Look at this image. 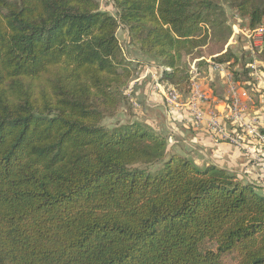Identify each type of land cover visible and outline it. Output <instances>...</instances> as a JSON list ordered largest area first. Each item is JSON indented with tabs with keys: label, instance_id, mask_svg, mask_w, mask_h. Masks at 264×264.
<instances>
[{
	"label": "trees",
	"instance_id": "16d2710c",
	"mask_svg": "<svg viewBox=\"0 0 264 264\" xmlns=\"http://www.w3.org/2000/svg\"><path fill=\"white\" fill-rule=\"evenodd\" d=\"M110 5L0 0V264H264L258 189L120 119L135 75L117 34L179 94L204 49L243 85L229 15L253 31L264 0Z\"/></svg>",
	"mask_w": 264,
	"mask_h": 264
},
{
	"label": "crops",
	"instance_id": "0c3cea01",
	"mask_svg": "<svg viewBox=\"0 0 264 264\" xmlns=\"http://www.w3.org/2000/svg\"><path fill=\"white\" fill-rule=\"evenodd\" d=\"M112 12L109 11L114 14L113 9ZM228 25L232 35L224 51L228 49L236 56L238 62L233 66L234 71L249 80L243 86L239 81L233 80L228 64H214L205 49L206 55L199 56L193 52L186 59L191 80L199 92L206 96V101L199 108L204 114L213 110L226 130L236 127L228 119L232 99L229 89L233 84L238 92L244 91L247 94V99L243 98L245 110L242 118L246 122L255 120L259 134L264 137V44L252 37L245 19L231 16ZM117 34L122 53L135 75L124 91L126 105L120 112L121 117L138 122L165 138L172 153L191 160L196 167L213 165L225 170L243 184L253 185L264 196V182L259 180L264 167V152H261L259 143L245 139L246 136L239 132L242 142L261 155L260 160L256 161L246 151L208 132L206 119L197 126L193 116L186 110L169 113L163 95L169 86L163 80V72L170 73V70L159 67L130 45L124 27L121 26ZM251 66L256 70L252 71Z\"/></svg>",
	"mask_w": 264,
	"mask_h": 264
},
{
	"label": "built area",
	"instance_id": "2783aa9c",
	"mask_svg": "<svg viewBox=\"0 0 264 264\" xmlns=\"http://www.w3.org/2000/svg\"><path fill=\"white\" fill-rule=\"evenodd\" d=\"M252 37L256 38L260 43L264 40V24L257 27L251 32ZM217 65V64H216ZM251 70L255 71L256 68L251 66ZM233 85V84H232ZM230 87L229 91L232 95V99L229 105L228 119L232 121L234 125L233 129L226 130L221 125L218 115L213 111L209 110L203 113L199 108V105L206 101V96L201 94L197 86L191 80L190 91L187 96L177 93L174 89L168 87L163 92L165 105L169 113H180L186 110L190 115L193 116V120L197 126L203 122L204 119L207 121L206 130L210 133H214L223 141L226 140L237 148L246 151L248 154L253 156L256 161L260 160L259 152H255L250 145H246L239 138V132L246 136L245 139L249 141L259 143L261 152H264V137L259 134L256 128V121L246 122L243 117V111L245 110L244 99H247V94L244 91L238 92L234 86ZM264 166V165H263ZM259 180L264 182V167L262 168Z\"/></svg>",
	"mask_w": 264,
	"mask_h": 264
},
{
	"label": "rangeland",
	"instance_id": "374dc122",
	"mask_svg": "<svg viewBox=\"0 0 264 264\" xmlns=\"http://www.w3.org/2000/svg\"><path fill=\"white\" fill-rule=\"evenodd\" d=\"M102 9L106 10V11H110V13H113L112 12V9H111V5H110V0H98ZM229 18H231V15H229ZM262 43L264 44V42L262 41ZM122 121H130L129 118H120ZM119 119H105L104 121V124L106 126H111L113 123H116V121H118Z\"/></svg>",
	"mask_w": 264,
	"mask_h": 264
}]
</instances>
